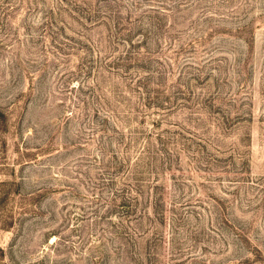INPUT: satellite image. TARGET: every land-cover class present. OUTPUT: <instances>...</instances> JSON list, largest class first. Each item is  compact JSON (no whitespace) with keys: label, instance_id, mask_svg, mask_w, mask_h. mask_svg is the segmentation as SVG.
<instances>
[{"label":"rangeland","instance_id":"1","mask_svg":"<svg viewBox=\"0 0 264 264\" xmlns=\"http://www.w3.org/2000/svg\"><path fill=\"white\" fill-rule=\"evenodd\" d=\"M0 264H264V0H0Z\"/></svg>","mask_w":264,"mask_h":264}]
</instances>
